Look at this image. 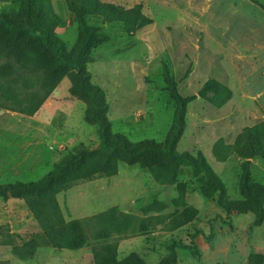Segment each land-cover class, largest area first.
<instances>
[{
  "label": "rangeland",
  "instance_id": "obj_1",
  "mask_svg": "<svg viewBox=\"0 0 264 264\" xmlns=\"http://www.w3.org/2000/svg\"><path fill=\"white\" fill-rule=\"evenodd\" d=\"M103 1L127 8L142 3L153 18L134 34L119 22L86 18L109 36L94 48L88 68L106 92L113 131L133 141L164 140L175 110L166 67L183 96L197 94L210 78L222 81L232 98L222 107L201 96L190 101L178 149L204 153L227 186L223 203L240 199L244 159L219 161L213 148L220 140L234 143L245 127L264 122L263 8L252 0ZM52 3L58 18L44 24L71 48L79 23L65 0ZM19 7L20 0H0V13L15 14ZM70 85L66 77L53 90L48 73L32 60L0 51V183L38 180L69 151L99 146V129L86 121V105L71 95ZM36 106L42 110L31 116L20 112ZM250 161L252 179L264 183V159ZM192 173L182 166L175 182L161 184L139 164L121 162L116 175L79 181L57 193L64 219L81 220L86 242L79 249L47 246L43 222L26 201L1 199L0 264H11L12 253L15 264H101L109 254L123 259L132 253L156 263L169 243L195 247L177 248L178 264H205L212 256L223 260L227 248L229 257L241 251L249 257L257 246L264 248V223L254 225L252 213L225 218L218 193L206 196L205 177ZM105 229L110 236L103 235ZM205 244L213 246L212 255L198 249Z\"/></svg>",
  "mask_w": 264,
  "mask_h": 264
},
{
  "label": "trees",
  "instance_id": "obj_2",
  "mask_svg": "<svg viewBox=\"0 0 264 264\" xmlns=\"http://www.w3.org/2000/svg\"><path fill=\"white\" fill-rule=\"evenodd\" d=\"M252 1L264 10V3L259 0ZM65 2L79 23V36L71 48L44 24L45 19L58 18L52 0H20L17 13H0V51L19 61L32 60L36 67L48 73L53 90L67 77L71 83V95L86 105V121L98 127L100 143L95 148L81 145L69 151L38 180L0 183V200H25L34 215L43 222L47 246L57 250L79 249L86 242L81 220L64 219L55 197L57 193L69 189L79 181L116 175L121 162L139 164L149 170L153 179L161 184L175 182L181 167L190 166L192 174L205 177L204 194L211 197L217 192L218 203L227 214L252 213L255 216L254 225L263 224L264 183L252 179L250 160L256 157L264 159V122L245 127L234 143L228 144L220 140L214 145L213 153L219 161H227L233 155L244 159L239 185L242 198L232 199L224 204L227 186L204 153L199 151L194 155L188 151L181 152L178 145L186 125L188 103L201 96L209 103L222 107L232 98L233 90L222 81L210 78L197 94L183 96L178 92L177 83L166 67L164 80L174 99L175 110L164 140L133 141L124 133L113 131L108 116L110 106L106 92L93 82L88 68L94 48L106 42L109 36L101 32L98 26L89 25L86 18L93 16L102 18L107 23L119 22L128 34H134L138 29L151 24L153 18L143 12L142 3L127 8L103 0ZM38 110L39 106H36L20 112L31 116ZM185 185V182L179 184L182 191L185 190ZM102 233L104 236L111 235L109 229ZM30 244L36 245L34 241ZM167 247L169 252L156 263H150L139 254L132 253L123 259L109 254L101 264H176L177 248H195L193 244L175 243H169ZM249 261L251 264H262L264 253L251 254Z\"/></svg>",
  "mask_w": 264,
  "mask_h": 264
},
{
  "label": "crops",
  "instance_id": "obj_3",
  "mask_svg": "<svg viewBox=\"0 0 264 264\" xmlns=\"http://www.w3.org/2000/svg\"><path fill=\"white\" fill-rule=\"evenodd\" d=\"M54 92V91H53ZM53 92L51 93V97H53ZM51 99V101H52V98H50ZM48 103H50V102H48ZM45 107L47 106V103H45V105H44ZM40 110H42V108L40 109ZM40 110L38 111V112H40ZM241 198H242V195H241ZM240 198V199H241ZM224 204H226V203H224ZM222 210H224V208L222 209ZM237 212H233V213H231V214H227L226 213V211L224 210V213H222L223 214V216L225 217V216H235V214H236ZM227 214V215H226ZM226 218V217H225ZM264 223V222H263ZM261 225H263V224H261ZM3 248H5V246L3 247ZM198 249L201 251V252H203V253H205L206 255H208V256H210V255H212L213 254V246L211 245V244H208V245H203V246H199L198 247ZM5 250V249H4ZM229 250H230V248H227V251H228V254H229ZM256 251L257 252H263L264 253V248L262 247V246H257V248H256ZM228 254H226V257L222 260V259H218V258H214L213 256L212 257H209L207 260H206V263L205 264H251L250 262H249V257L248 256H246V252H243V251H241V252H238L237 253V255L238 256H232V257H229L228 256ZM12 255H13V258L14 259H10V263L11 264H15V260H17L18 259V257L15 255V254H13L12 253ZM17 258V259H16ZM14 260V261H13ZM19 260H21V259H19ZM178 262H179V260L177 261V263L176 264H178ZM262 264H264V261H263V263Z\"/></svg>",
  "mask_w": 264,
  "mask_h": 264
}]
</instances>
